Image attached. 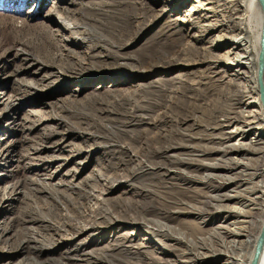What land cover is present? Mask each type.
<instances>
[{"label":"bare ground","instance_id":"bare-ground-1","mask_svg":"<svg viewBox=\"0 0 264 264\" xmlns=\"http://www.w3.org/2000/svg\"><path fill=\"white\" fill-rule=\"evenodd\" d=\"M207 1L211 3L210 0ZM214 1L218 4L220 12L218 15L213 14L212 23L202 32L214 33L220 30L223 33L214 44L216 49L222 47L221 49L224 50L222 54L217 55L210 51L206 53L209 59L207 60L204 58L207 56L205 51H199L191 44L183 45L182 40L186 37L178 30L176 32L180 35L179 39L173 41L167 39V42L162 43L163 36L160 35L154 44H149L147 47L150 48L155 44L160 45L159 49L162 52L144 61V69L147 72L145 74L152 75L157 72L163 74L161 78L154 81L156 84L153 90L148 91L141 101H128L129 115L126 114L128 116L124 121H120L117 126L108 130L109 134L121 135L122 133L123 139L126 140L124 147L114 146L119 148L117 164L112 161L104 162L105 160L101 162L99 159V165L93 170L92 176L88 179L89 182L85 185L72 188L60 185V188H66V191L70 193L66 194L55 188L48 193V197L52 200L42 209L21 212L15 218L14 232L17 241L9 245L1 238V252L21 254L24 246L33 244V247L28 248L33 254L31 257L26 254L25 261L40 260V264L252 263L256 240L264 223V122L258 100L261 15L257 0ZM198 11H201V8H198ZM111 16H116V13ZM202 18L203 15H199L195 22L189 21L192 29L199 28ZM114 27L117 28L116 32L119 29L122 30L119 24H114ZM43 30L49 37H56V31H51L48 27H44ZM65 30L69 31V27H65ZM137 30L138 28L135 29ZM89 33L93 34L90 31ZM100 39L98 41L103 42ZM203 39L202 36L201 41ZM74 40L77 41V39ZM67 44L71 42H66L65 45ZM67 58L73 60V53L68 51ZM46 60L52 68L54 56L49 55ZM204 61L208 63V70H216L220 67V70L214 71L212 75L223 74L221 82L224 80L227 86L224 88L234 90L237 95L231 98L232 103L229 106L226 101L224 105L221 103L220 95L222 96V91H225L224 88L214 89L212 85L201 88L197 87L201 84L187 83L179 79L180 76H172L169 80L164 77V73L171 71L174 67L195 66L199 62L204 64ZM64 63L62 61V64ZM36 66L38 64L33 65V67ZM99 66L101 68V65ZM82 71L84 70L79 72L82 73ZM28 72H30L29 69ZM142 76L143 74L140 73L135 75L137 78ZM211 78L208 77V80ZM260 80L264 86V52ZM215 107L223 108L227 112L231 126L216 123L213 125L212 121L210 122ZM247 108L252 110L248 112ZM197 112L200 118H193ZM138 118L143 122L142 129H134L130 132L124 130L127 124H131ZM189 118H193L195 126L205 127V131L194 134L192 131L181 128V125ZM165 125L167 129H164ZM106 139L114 145L121 143L113 137ZM206 142L214 144L210 146L205 144ZM57 147L58 152L61 151L60 145ZM104 148L106 147L97 153L114 156L107 148ZM210 155H216L218 158L207 160L206 158ZM82 156V154L76 155L75 159ZM229 156L236 157L227 159ZM89 157L92 158V155ZM62 160L66 161L64 158ZM70 161L72 160L68 159L65 164L67 165ZM50 162L53 163L55 160ZM129 164L131 168H124L119 171L120 173L118 172L117 169H121L120 165L128 166ZM179 165H185L188 168L182 170L178 167ZM189 167L195 169L187 170ZM111 170L114 173L109 176L108 173ZM100 176H106L107 182L101 183ZM145 177L151 178L145 179ZM167 177H170L172 182L166 181ZM137 179L142 180L137 182L135 181ZM143 180H145L144 183ZM128 183L133 186L132 196L125 202L130 209L107 199L117 187ZM181 183L194 186L195 188L190 190V193L194 194H187L188 188ZM32 186L26 187L27 193L19 191L20 187L25 189L24 185L5 186L2 189L3 197L5 198V195L13 197V194L18 193L31 200L29 194L36 197L41 193L40 185L35 187L32 184ZM200 187L208 191L212 189L218 194L201 192L198 189ZM223 191L226 192L221 193ZM96 192L102 193L97 196L102 198L97 204L102 205L97 210L99 211L96 215L98 219L87 220L84 217V209L87 213L88 211L93 213L89 203L95 201ZM98 199L99 202L100 198ZM27 209H29L28 206ZM172 215L198 217V219L182 220L174 226H169L164 221ZM218 219H221L223 223L217 222ZM211 221L216 222L207 229L206 226ZM128 222L136 228L145 229L159 236L162 239L161 244L169 243L174 260L157 258L154 256L155 249L150 250L142 245L137 247L126 245V242H122L121 239L100 249L101 253L97 256L84 253L87 244H92L94 247L97 241L103 243L105 235L112 232L114 226H122ZM8 230L9 227L6 225L0 227L2 235L7 234ZM91 231L93 233L83 239ZM53 236H57L58 239ZM66 243L72 245L66 246ZM73 245L80 251L71 249ZM55 250H63L64 255L56 256L55 259H41L42 253H51ZM75 252L74 256H70ZM255 264H264V246Z\"/></svg>","mask_w":264,"mask_h":264},{"label":"rangeland","instance_id":"rangeland-1","mask_svg":"<svg viewBox=\"0 0 264 264\" xmlns=\"http://www.w3.org/2000/svg\"><path fill=\"white\" fill-rule=\"evenodd\" d=\"M210 1L211 3L207 0H0V227L5 225L9 227L7 234L0 233V240L3 238L9 245L17 241L14 232L15 218L24 210L39 211L49 204L52 199L48 197V193L55 188L66 194L70 193L66 188H60V185L70 188L85 185L89 182L93 170L99 165V159L101 162L105 160L104 162L112 161L117 164L119 148L125 146L126 140L123 139L122 133L109 134L108 130L129 115L128 101H141L148 91L153 90L156 84L154 81L163 74L161 72L145 74L147 72L144 69V61L162 52L159 49L160 45L155 44L150 48L147 47L149 44H154L160 35L163 36L162 43L167 42V39L169 41L179 39L180 35L176 32L178 30L186 37L182 40L183 45L191 44L199 51H205V54L210 51L217 55L222 54L224 51L222 47L216 49L214 44L223 33L220 30L214 33L202 32L212 23L213 14L218 15L220 12L218 4L214 0ZM198 8H201V11H198ZM114 13L116 16H111ZM199 15H203L199 28L192 29L189 21H194ZM114 24H119L122 30L116 32ZM44 27L56 31V37H49L44 32ZM65 27H69V31L65 30ZM89 31L103 42H99ZM66 42L71 44L65 45ZM68 51L73 53V60L67 58ZM49 55L54 56L52 68L46 60ZM204 58L209 60L208 55ZM61 60L65 63L62 64ZM34 64L38 66L33 67ZM208 68L207 62L204 64L199 62L198 65L189 67L177 66L164 73V77L169 80L172 76H180L179 79L187 83L201 84L197 86L201 88L205 86L208 88L210 85L214 89L227 87L224 80L221 82L223 74L212 75L214 71L218 72L220 67L216 70ZM82 69L84 71L80 73ZM35 73L37 74L33 75ZM136 73L143 76L137 78ZM208 77L212 78L208 80ZM224 89L222 96L220 95L221 103L224 105L227 102L229 106L232 103L231 98L237 95L230 88ZM246 110L250 112L252 108ZM195 117L200 118V114L195 113L193 118ZM193 118L187 119L181 128L194 134L203 133L205 127L195 126ZM210 122L213 125L215 123L232 125L227 112L219 107L214 108ZM142 124L138 118L127 124L124 130L127 132L140 130L143 128ZM164 129H167L166 125ZM111 137L121 143L114 145L106 139ZM205 144L211 146L214 143ZM59 145L62 149L58 152ZM103 147L114 156L97 153ZM80 154L83 156L75 159V156ZM89 155H92V158ZM233 157L236 156H229L227 159ZM63 158L72 161L66 165ZM215 158L218 157L210 155L206 159ZM52 160L55 162L51 163ZM58 160L60 161L57 162ZM178 167L182 170L188 168L185 165ZM120 168L117 169L118 172L124 168H131V164L120 165ZM194 169L189 167L187 170ZM113 173L111 170L108 175ZM100 180L103 184L107 182L106 176H100ZM165 180L172 182L170 177ZM14 184L24 185L25 189L20 187L19 191L26 193L28 192L26 187H33L32 184L35 187L40 185L41 193L36 197L29 194L31 200L18 193L13 194V197L5 195L4 198L3 187ZM130 184L117 187L107 199L130 209L125 205L126 200L132 196L133 186ZM181 185L188 188L187 194H194L190 193L194 186L183 183ZM198 189L204 193L208 191L203 187ZM208 192L218 194L212 189ZM99 194L102 193L96 192V198ZM96 198L89 203L92 214L84 209V217L87 220L98 219L97 210L102 205L97 204L102 198L98 197L99 202ZM197 219L198 217L172 215L164 222L174 226L182 220ZM214 222L211 221L206 228H210ZM217 222L223 223L221 219ZM91 233L93 232L86 234L83 239ZM105 236L103 243L97 241L94 247L87 244L84 253L97 256L101 253L100 249L121 239L126 245L133 247L142 245L150 250L155 249L154 256L157 258L174 260L169 243L161 244L162 239L159 236L145 229L136 228L130 222L114 226L113 231ZM53 237L58 239L57 236ZM146 239L149 240L144 242ZM70 245L72 244L66 243V246ZM33 246V244L24 246L21 254L0 251V264H40V260L25 261L26 254L32 256L33 253L28 248ZM71 249L80 251L74 245ZM75 254L76 252L70 256ZM60 255H64L63 250L44 252L41 259H55Z\"/></svg>","mask_w":264,"mask_h":264},{"label":"water","instance_id":"water-1","mask_svg":"<svg viewBox=\"0 0 264 264\" xmlns=\"http://www.w3.org/2000/svg\"><path fill=\"white\" fill-rule=\"evenodd\" d=\"M260 15H261V28H260V51L258 56V100L261 107V114L264 122V86L260 80L262 74V56L264 52V0H257ZM264 246V223L261 226L259 231L255 250H254V258L251 264H255L256 258L258 254L262 251Z\"/></svg>","mask_w":264,"mask_h":264}]
</instances>
